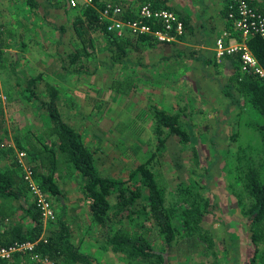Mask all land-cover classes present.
<instances>
[{"label": "rangeland", "instance_id": "1", "mask_svg": "<svg viewBox=\"0 0 264 264\" xmlns=\"http://www.w3.org/2000/svg\"><path fill=\"white\" fill-rule=\"evenodd\" d=\"M140 1L98 0L101 4L118 3L133 12ZM194 1L197 6L201 3ZM64 2L67 0H50L48 9L49 4ZM75 2L71 19L84 6L79 0ZM221 2L222 7L224 0ZM204 4L210 12L217 0ZM1 6L2 14L8 16L5 0H0ZM171 6L180 14L182 7ZM211 21L195 32L184 31L178 39L153 43V47L160 46L159 59L163 62L154 69L147 67L141 55L145 47L135 52L126 46L121 60L111 61L114 51L107 49L106 39L99 32H92L93 46L80 56V69L72 71L78 77L73 81L75 110L70 114L66 99L58 100L57 96L58 110L91 151L99 174L114 182L107 195L109 232L142 236L162 255L163 264H264V241L257 245L250 261L254 245L249 241L247 209L252 200L244 184L248 168L259 179L264 175V144L259 131L262 118L246 97L236 92L235 69L227 55H214V39L223 30L230 34L226 39L230 43L237 41V33L224 20L219 27ZM48 24L50 28L56 26L50 20ZM119 37L134 35L124 30ZM239 64L236 71L243 73ZM17 68L0 65V144L12 148L19 165L26 168L36 148H49L55 157L58 153L55 138L47 134L49 122L37 97L39 91L34 90L33 82H24V76L16 75L21 70ZM62 79L64 82L65 70ZM68 83L59 85L64 88ZM158 83L163 88L160 91ZM158 109L176 119L175 127L184 134L183 139L165 126L157 128L153 113ZM19 151L25 156L19 157ZM7 162L0 158V168ZM138 167L152 173L162 193L175 233L169 246L164 245L148 216L146 189ZM52 179L58 195L47 191L43 195L54 219H42L41 236L56 220H64L70 229L69 240L88 256L87 263L74 264H152L109 246L103 228L88 214V201L82 192L84 179L68 163L58 161ZM33 201L34 194L28 190L23 199L11 203L25 206ZM13 224L27 228L29 221L17 209L12 216L0 219V230ZM185 237L193 238L194 252L185 253V245L175 252V243ZM15 255L0 264H34L27 255Z\"/></svg>", "mask_w": 264, "mask_h": 264}, {"label": "trees", "instance_id": "2", "mask_svg": "<svg viewBox=\"0 0 264 264\" xmlns=\"http://www.w3.org/2000/svg\"><path fill=\"white\" fill-rule=\"evenodd\" d=\"M63 1V0H61ZM252 5L264 15V0H251ZM40 3H50V0H40ZM229 0H224L220 10V16L225 24L231 29L227 20V4ZM26 4L35 8L38 2L35 0H26ZM63 4H49L52 8H58ZM157 6V4H154ZM102 4L98 0H89V4L82 6L78 14L71 19V27L78 46L73 52L66 54V68L73 65L70 71L79 70L82 63L80 56L88 53L86 50L94 41L91 37L92 32H99L106 39L107 49L114 51L110 54V60L117 62L125 54V47L138 52L141 48L152 46L157 42L148 33H138L133 38H122L115 36L114 32L106 30V20L100 17L99 11ZM183 26V32L189 30L188 21L182 16H178ZM123 22H132L137 18L136 13L126 8L121 15ZM148 26L151 32L161 30V24L158 22L142 21ZM179 36H177V39ZM239 41V34H237ZM245 46L263 71V76L251 72L237 73L239 63V52L227 55L229 63L235 69V90L238 94L246 97L250 105L260 114L262 123L259 131L264 144V40L258 36H250L245 40ZM93 46V45H92ZM113 48L114 50H112ZM90 51V50H89ZM77 64V66H75ZM45 99L40 100L48 117L47 134L53 136L56 141V150L58 156L55 157L49 148L34 149L30 154L32 158L30 163V174L37 181V186L44 192L57 196L58 190L52 179V171L58 161L68 163L80 176L83 177L84 183L82 192L88 201L87 210L91 220L98 224L104 230L106 242L114 251H121L129 258H138L142 261L152 264H163V257L156 252L148 241L142 236H130L126 232L119 230L109 232L108 226V209L109 194L114 182L113 180L102 177L96 169L91 151L82 141L80 134L68 123L64 122L60 116L57 107L56 90L49 83L44 84ZM29 93L34 96V92L29 88ZM157 128L160 125L168 128L184 138V134L176 129V119L167 114L162 109L154 111ZM159 129V128H158ZM157 129V131H159ZM157 133V132H156ZM158 134V133H157ZM0 158L7 160L4 168H0V219L4 220L18 209L29 221L27 228L21 224H13L0 230V245L9 246L13 243L30 242L33 244L32 250L47 256L52 264H74L87 263L88 256L81 253L69 240L70 229L64 220H56L53 227L49 228L43 236L42 218L39 210L36 208L34 201L28 205L19 204L15 206L12 200L20 201L28 192V187L23 179L21 168L14 157L12 148H4L0 144ZM141 176V182L146 189V201L148 216L160 233L165 246H169L174 238V227L170 221V214L163 206V197L158 189L152 173L147 169L138 167ZM244 179L245 187L251 197V204L247 209L249 241L254 245L253 256L257 251V245L264 241V175L258 178L253 169L248 168ZM135 196L137 194H134ZM191 237L180 238L174 246L175 252H178L180 246L185 245V253L194 252L195 245ZM15 255V254H14ZM17 253L14 258H17ZM9 260H0L7 262Z\"/></svg>", "mask_w": 264, "mask_h": 264}, {"label": "crops", "instance_id": "3", "mask_svg": "<svg viewBox=\"0 0 264 264\" xmlns=\"http://www.w3.org/2000/svg\"><path fill=\"white\" fill-rule=\"evenodd\" d=\"M35 1L38 2V5L35 8H31L26 4V0L25 2L15 0V4H13L12 0H5L7 4L6 9L9 12L8 16L2 14L3 6L0 7V47L2 62L0 65H3L5 69L8 66L9 68L18 67L21 69L18 73L15 71L16 75L24 76V82H33L34 90L39 91V95H37L39 100L45 99L44 84L49 83L52 85L56 90V98L58 96V100L60 98L66 99V106L71 114L75 110L73 101L77 97L73 81L75 82L78 77L73 75L74 73L69 70L70 68L65 67L67 66L65 59L61 63L58 60L63 59L66 54L73 52L74 48L78 46L71 27L72 9L69 0H67V3H61L63 5L56 9L51 7L52 10H55L54 13H51V11L48 12L51 9H48L47 3L43 5V3L39 2L40 0ZM79 1L81 3L83 2L82 0ZM142 1L144 0L140 2ZM198 1L201 3L197 6L194 0H167V6L171 9V4L174 3L176 6L182 7L180 8V14L177 15L186 18L189 29H192L193 32L200 25L207 24L209 20H212L211 24L215 23L218 27L219 25L221 26L223 19L219 14V10L222 0H217L216 7L210 12H207V9L204 8V2L207 0ZM49 20L53 23L52 25L56 26L53 28L48 27ZM217 28L216 30H220ZM49 37H52L51 40ZM175 46L180 47L178 45ZM51 47L53 52L50 51ZM159 47L146 46V50H141V55L145 57V64L151 69L163 63L159 59V54H161ZM170 51H174V49ZM59 57L61 58L58 59ZM48 68L53 70H48ZM71 68H73V65H71ZM64 70L65 81L63 82L62 76L64 75ZM69 79L70 83H68ZM157 80L160 82V79ZM66 82L70 85L62 88L61 85ZM161 89L163 88L158 83L157 90L160 91Z\"/></svg>", "mask_w": 264, "mask_h": 264}, {"label": "built area", "instance_id": "4", "mask_svg": "<svg viewBox=\"0 0 264 264\" xmlns=\"http://www.w3.org/2000/svg\"><path fill=\"white\" fill-rule=\"evenodd\" d=\"M83 5L89 4V0H82ZM75 1L69 0L70 6ZM154 4H157L155 6ZM124 8L118 3L105 2L99 11L100 17L106 20V30L114 32L119 37L124 30H129L133 35L148 33L157 42H168L183 33V26L178 15L167 6L166 0H144L136 10L137 18L132 22H123L121 15ZM227 20L233 31L239 34V41L227 42L229 33L222 31L214 39V55L219 58L239 52V67L242 72H251L263 76V71L256 63L253 56L245 46V40L250 36H258L264 40V15L251 3V0H229L227 4ZM142 21L158 22L161 30L151 32ZM1 60V47H0ZM19 157L25 156L24 151L17 153ZM20 162L18 161V164ZM22 165V164H20ZM19 165V166H20ZM23 179L28 190L34 194V203L43 220H53V212L30 174V166H20ZM30 242L13 243L9 246L0 245V260H6L14 254L27 255L34 264H52L47 256L32 250Z\"/></svg>", "mask_w": 264, "mask_h": 264}]
</instances>
